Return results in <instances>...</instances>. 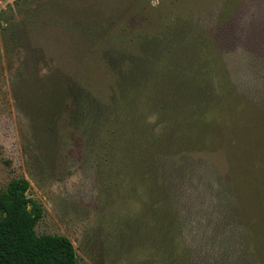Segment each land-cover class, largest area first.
I'll list each match as a JSON object with an SVG mask.
<instances>
[{
  "label": "rangeland",
  "instance_id": "obj_1",
  "mask_svg": "<svg viewBox=\"0 0 264 264\" xmlns=\"http://www.w3.org/2000/svg\"><path fill=\"white\" fill-rule=\"evenodd\" d=\"M183 22H192L208 47L184 44L170 32ZM160 49L172 52L179 66L173 55L189 51L195 69L209 61L213 69L199 81L210 84V103L192 112L190 125L171 112L163 118L147 103L139 111L167 141L161 173L182 243L193 264H264V0H13L0 6V191L15 179L28 180V197L44 210L37 234L70 239L78 264H150L155 251L134 229L129 238L128 230L130 216L145 209V192L120 199L110 191L94 148L70 116L69 98L62 97L55 128L58 116L42 115L48 99L42 93L55 82L66 91L71 71H79L88 91L109 105L118 94L117 63L147 58L157 74L165 67L155 59Z\"/></svg>",
  "mask_w": 264,
  "mask_h": 264
},
{
  "label": "trees",
  "instance_id": "obj_2",
  "mask_svg": "<svg viewBox=\"0 0 264 264\" xmlns=\"http://www.w3.org/2000/svg\"><path fill=\"white\" fill-rule=\"evenodd\" d=\"M192 24L183 22L170 32L179 35L184 44L203 47L204 43L208 47L209 39L197 34ZM198 54V60H202V54ZM173 56L178 58L181 66L172 59V52L160 49L155 59L165 67L157 74L146 67L147 58L140 60L127 56L118 62L114 70L118 77V94H111L109 105H104L88 91L90 83L80 81L83 74L79 71H71L75 78L66 91L60 82H55L50 90L42 93L48 98L42 115L51 112L58 116L53 122L55 128H58L63 108L62 97L69 98L70 116L77 119V129L82 126L90 148H94L99 175L109 178L110 191H116L120 199L127 195L135 198L141 189L145 192V199H148L145 209L138 216H130L128 230L129 238L134 229L155 251L150 256V264L193 262L190 250L182 243L179 214L173 207L161 173V147L167 141L158 139L155 125L139 115L141 105L147 103L154 107L152 112L163 118L165 114L174 113L178 115L180 125L187 126L192 112L208 105L212 95L210 84L199 82H203L201 75L208 78L213 73L211 61L200 63L199 69H195L197 63L193 62L189 51H180ZM196 70L203 73L198 74ZM161 76L166 80L165 90H160ZM155 94H158V100L153 98ZM160 97H168L169 102H162ZM29 190L28 180L15 179L6 190L0 191V264H78V254L70 239L62 235L37 234L36 227L44 210L28 197ZM122 221L120 217L119 226ZM123 234L125 229L121 226L119 238Z\"/></svg>",
  "mask_w": 264,
  "mask_h": 264
},
{
  "label": "built area",
  "instance_id": "obj_3",
  "mask_svg": "<svg viewBox=\"0 0 264 264\" xmlns=\"http://www.w3.org/2000/svg\"><path fill=\"white\" fill-rule=\"evenodd\" d=\"M13 0H0V6L6 8V6L11 3Z\"/></svg>",
  "mask_w": 264,
  "mask_h": 264
}]
</instances>
